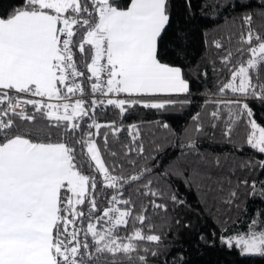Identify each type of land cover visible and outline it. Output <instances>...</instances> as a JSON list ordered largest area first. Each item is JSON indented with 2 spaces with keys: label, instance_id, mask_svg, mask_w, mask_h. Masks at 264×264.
I'll list each match as a JSON object with an SVG mask.
<instances>
[{
  "label": "snow or ice",
  "instance_id": "obj_1",
  "mask_svg": "<svg viewBox=\"0 0 264 264\" xmlns=\"http://www.w3.org/2000/svg\"><path fill=\"white\" fill-rule=\"evenodd\" d=\"M186 3L190 8L191 0ZM253 5L264 17V0H233L230 7ZM240 19L247 30L240 32L235 58L231 49L221 57L230 75L219 82L218 99L208 101L217 105L208 113V126H219L221 135L242 150L231 137L243 120L246 145L264 156V126L250 107L251 102L264 108V34L252 27L251 12ZM189 39L173 21L170 0H20L0 12V264H151L149 256L168 250L165 240L172 231L166 193L159 185L170 189L172 177L197 189L205 180L231 183L220 156L198 148L199 138L208 135L200 112L183 130L178 154L164 167L159 161L137 166L130 160L138 171L125 175L118 163L110 171L96 143L100 128L107 127L125 157L144 154L143 142L136 145L140 127L128 126L131 146L121 142V126L95 121L97 106H113L123 117L137 105L158 111L191 105L188 77L195 69L187 64ZM213 44L223 47L220 41ZM82 83L105 99H92L88 108L83 99L72 102V96L84 95ZM159 127L175 135L167 123ZM109 133L103 137L104 151L115 157ZM167 146L177 147L168 141L155 151L162 153ZM235 167L234 162L228 168L233 175ZM239 167L264 171V159H242ZM241 185L251 189L250 197L264 198V181L258 187L256 180L249 184L245 179L238 181ZM167 199L185 204L174 192ZM238 201L233 189L224 203L239 209ZM154 219L167 226L163 239L153 231ZM219 243L244 259L264 261L261 213L244 229L227 235L222 229ZM165 264L187 261L178 256Z\"/></svg>",
  "mask_w": 264,
  "mask_h": 264
},
{
  "label": "trees",
  "instance_id": "obj_2",
  "mask_svg": "<svg viewBox=\"0 0 264 264\" xmlns=\"http://www.w3.org/2000/svg\"><path fill=\"white\" fill-rule=\"evenodd\" d=\"M232 2L233 0H191V7L189 8L186 0H170L174 23L184 27L190 37L187 64L195 69L194 74L188 77L192 91L191 105H176L175 109L170 111L145 109L137 105L123 114V117L118 109L109 105L106 111L95 112L94 114L95 121L101 125L115 122L116 125L121 126L124 129L119 133L121 142L128 143L130 146L131 138L127 137L128 126L136 123L140 127V139L136 141V145H139L141 141L143 142L144 154L142 156L133 152L130 156L125 157L120 145L113 144V136L107 127H101L100 134L96 137V143L101 148L102 158L106 166L110 167V171L113 163H118L123 165V172L128 175L139 170V167L134 168L129 163L130 160H135L137 166L155 164L159 161L160 166L164 167L173 156L178 154L179 139L183 135V130L192 124V116L200 112L201 120L206 125L205 132L208 135L199 138L198 148L200 152L210 156H220L223 174L231 177V183L227 179L220 183L205 180L202 182L203 187L199 189L194 186H186L182 180L175 177L170 179V189L163 183L159 185L166 193L165 202L169 208L168 222L172 225V231L168 232L165 240L169 246L168 250L162 251L158 257L149 256L151 264H165L166 260L178 256L183 257L187 264H264V261L244 259L238 255L236 250L223 248L219 243V235L222 229L225 230V235L244 229L258 211L261 213V218H264V198L260 197L259 194L250 197L248 195L251 191L250 188L243 185L237 187L238 181L245 179L249 181V184L256 180L258 187L260 181H264V171L250 172L248 169L242 170L239 167L242 159H264V156L255 153L246 145L248 129L245 128L244 121L239 122L231 137L237 146H243L242 150H236L233 144L221 135L219 126L216 129L208 126V113L217 107L216 104L208 101L218 99L214 94L218 92L219 82L227 80L230 75L228 70L223 68L221 57L226 55V49H231L235 58L240 32L247 30L242 28L243 21L240 17L246 12H251L253 15L252 27L257 32L264 34V17L257 15L256 6L253 5L249 9L239 7L232 9L230 7ZM19 3L20 0H0V12ZM217 3L224 5V7L219 10L209 8V5ZM229 36H231L230 43ZM213 41H220L223 47L221 49L215 48ZM245 47L247 46L245 45ZM204 72H207V76L202 74ZM87 75L90 74L86 72ZM78 79L83 82L85 78L80 77ZM82 86L85 89L84 95H90V88L83 83ZM229 95L231 94L229 93ZM176 98L173 97V99ZM85 102V107L88 108L90 100H85ZM250 107L253 109L254 118L264 126V108L257 107L251 102ZM221 108L222 118H226L227 110L223 109V106ZM87 119L86 117L85 120ZM163 123H167L175 131V135L168 129L159 127V124ZM213 132H215L214 136L212 135ZM105 133H109L108 147L118 153L115 157L104 151L103 137ZM168 141H172L177 147L167 146L162 153L155 151L157 144H167ZM153 156L155 160L148 159ZM234 162L236 167L233 175L228 171V168ZM120 171V168L116 169V173ZM154 171H159V169H154ZM233 189L238 193V202H242L239 209L224 203ZM107 191L111 192L112 190ZM171 192H174L178 199L184 200L185 204L173 205L167 199ZM176 219L180 220L179 225L175 224ZM154 224L156 227L153 231L160 234L163 239L165 232H167V226L158 219H154ZM186 224L189 227H185ZM145 231L147 232V229ZM213 233H215V237ZM200 236H203L208 243L201 242ZM147 246L154 247L155 245L148 244Z\"/></svg>",
  "mask_w": 264,
  "mask_h": 264
},
{
  "label": "built area",
  "instance_id": "obj_3",
  "mask_svg": "<svg viewBox=\"0 0 264 264\" xmlns=\"http://www.w3.org/2000/svg\"><path fill=\"white\" fill-rule=\"evenodd\" d=\"M39 99V98H37ZM76 99H83L84 101L85 100H92V99H96V100H101V99H105L104 97H102L99 93H96V94H90V95H83V96H80L79 94L75 95V96H72L71 97V101L74 102ZM109 107L108 106H97L96 109H95V112H104L107 110V108Z\"/></svg>",
  "mask_w": 264,
  "mask_h": 264
}]
</instances>
